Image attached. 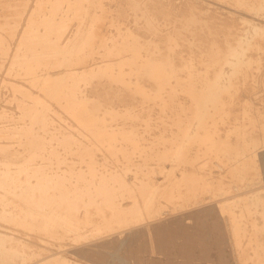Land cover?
<instances>
[{"label": "bare ground", "instance_id": "1", "mask_svg": "<svg viewBox=\"0 0 264 264\" xmlns=\"http://www.w3.org/2000/svg\"><path fill=\"white\" fill-rule=\"evenodd\" d=\"M235 1L264 19V0ZM19 2L12 1L0 11V77L10 92L4 97L5 103L0 99V188L14 192L12 199L21 202L20 210L24 217L19 219L18 212L9 211L5 203L0 218L25 222V228L31 231L33 245L37 248L29 255L30 260L39 258L42 255L39 250H45L59 255L61 264H130L128 253L137 252L139 259L143 254V259L153 264H179L170 260L158 261L163 258L141 253L147 248L145 240L150 236L146 237L145 232L149 225L153 229L156 247L165 243L161 235L156 234L158 229L176 225L174 230L184 229V217L164 221L161 225L147 220L153 214V206L160 197L165 178L177 179L181 175L179 170L184 171L193 162V150H197L196 159L203 156L205 161L209 154L219 158L226 164L224 169L229 170L231 177H236L241 184L264 171L263 112L251 99L242 97V78H238L240 75L249 80L254 78L253 62L264 57V20L256 22L245 17H241L240 23H228L226 18L219 20L215 15L223 14L218 11L210 14L211 8L205 0H196L184 9L177 7L175 0H124L122 13L133 16L136 28L143 30L147 37L136 33L133 27H120L111 42L104 44L101 33L94 28L90 32L85 21L94 12L97 0H81L86 17L77 23L73 34L69 33L66 40L61 41L60 33H65L66 27L57 15L52 17L50 25L47 19L38 24L25 21L22 18L24 7ZM55 11L59 14L58 7ZM17 23H21L19 27ZM166 28L170 31L166 33L163 46L159 37ZM98 40L104 48L102 60L93 67L79 68L86 55L95 50ZM182 45L188 46L192 54H195L194 48H204L205 54L199 57L204 63L199 66L190 63V56L182 55L179 50ZM249 50L255 51L257 57H248ZM225 63L232 68L228 76L224 72L227 68H221ZM73 65L75 70L88 71L93 75L90 80L93 95H77L78 90L70 81L72 73L69 66ZM219 67L221 69L216 70ZM209 69L214 72L208 73ZM185 103L191 108L187 114L182 111ZM132 104L138 105L134 108L141 107L130 110ZM171 105L174 106L173 113L167 117L171 120L154 123L152 110L164 121L162 114L167 113ZM190 112L189 123L197 127L195 134L187 125L186 118ZM169 125L178 127L177 133L180 135L181 130L182 135L176 146L170 148L168 145L170 150L167 145L165 148L160 146L163 144L161 141L168 140L177 131L174 128L171 135H164ZM224 127L228 129L223 130ZM154 129L163 131L156 133L154 137L157 134L158 137H152L153 140L149 136L151 145L146 142L144 145L143 141L147 140L145 133ZM177 137H169V143L170 140L176 143ZM119 142L122 146H118ZM155 144L160 146V152L164 149V159L172 166H163L159 159L162 154L159 158L155 156L160 160V171L154 172L151 183L144 186L137 207L127 210L118 200L119 195H125V180L119 178L115 181L114 178L110 186V181L107 183L100 177L108 173V166L112 163L108 159L124 158V148L130 151H126L130 154L126 159L145 161L149 157L148 150H152L151 155L157 152ZM99 150L104 151L107 157V162L103 156L100 157L104 164L98 162L101 159L93 160L99 155ZM81 151L92 161H84V156L83 161H78V157L73 156ZM68 154H73L70 156L77 161L55 159L56 162L43 160L38 165L34 163L37 158L69 159ZM79 154L83 155L82 152ZM79 159L82 160L81 157ZM211 159L204 165L200 164L198 170L209 164H221ZM63 163L68 164L64 166ZM79 169L85 170L79 172ZM85 171L92 172L94 176H83ZM135 172L137 177L138 170ZM200 178L202 192L206 194L213 191L214 182L219 185L220 194L216 195L219 199L215 200L218 206L199 212L188 229L190 224L197 231L207 225L222 229L221 219L225 212L231 211L235 213L230 215L234 238L239 239L249 225L234 209L240 205L239 194L231 197L227 194L241 189L240 184L225 190L224 181L227 179L222 176L213 180L205 174H192V189L198 193ZM162 179L165 180L162 182ZM252 185L247 183L245 186ZM253 196L251 203L263 208L258 212L261 221L251 227L261 232L259 249L264 253V199L259 192ZM101 209L107 211L110 218L104 227V231L110 229V235L93 239L101 227L92 225V215ZM39 227L46 230V235L39 231ZM200 234L196 235L200 253L206 254L208 240ZM87 239L89 241H84ZM8 240V234L0 230V264H12L24 258ZM67 242L74 246L65 247ZM183 264L188 263L184 261Z\"/></svg>", "mask_w": 264, "mask_h": 264}, {"label": "rangeland", "instance_id": "2", "mask_svg": "<svg viewBox=\"0 0 264 264\" xmlns=\"http://www.w3.org/2000/svg\"><path fill=\"white\" fill-rule=\"evenodd\" d=\"M12 1L16 3L17 1H20L19 2L20 5L24 7L23 12H22V18L23 19L25 18L26 19L25 21L30 20L32 23L38 24L41 22V20L47 19V24L50 25L53 23L52 17L54 15H57L58 19L61 20L66 27L65 33H60L61 41L66 40V37L69 33L73 34V32H75L74 30L77 28V25H78L77 23L78 22L81 23L84 19V16L86 17L85 13H83L84 12L83 9L81 8L82 7L81 0H0V11L4 6H9ZM195 1L196 0H189L185 2L184 0H175V4L177 5V7H182V9H184V8H187L190 4L195 3ZM205 2L209 3V7L211 8L210 14H213L214 11H218L219 13H222L223 15L221 16L220 14H216L215 16L219 20H221L222 18H226L225 21L228 23H230L231 21H236L237 23H240L241 17L249 18L256 22L257 21L261 22L264 20L262 15L252 14L251 12L247 11L242 6L237 4L235 0H205ZM123 3H124V0H97V5L94 8V12L88 17L89 20L87 19L88 20L87 21L85 19L86 27L90 30V32L94 28L98 30L99 33H101L100 34L102 37L101 41H103L104 44L111 42L114 35L118 33V30L120 29V27L122 28H125L127 26L133 27V30L136 31V33H140L143 37H147V35L143 32V30L138 31V29L135 26V21H134L133 16H131L130 14L122 13V10L124 9V7L122 6ZM57 7L59 10V14H57V12L55 11ZM20 24L21 23H17V27H19ZM22 25L24 26V23H22ZM242 26H241V29H242ZM169 31L170 29L166 28L163 32V35L159 37V38H162L160 43L163 46L165 45L166 33H168ZM95 45H96L95 50L92 53L90 52V54L86 55V58L84 59V63H82L83 65L79 66V68H82L84 66L87 68L93 67L95 64H97L99 61L102 60V57H103L102 52L104 48H102L100 44V40H98V42H96ZM188 49L189 47L186 45L179 46V50L183 52L182 55L185 54V56H190L191 58L190 63H192L195 66H199L202 63H204L203 60L200 61L201 59L199 58V57H203V55L205 54L204 48H194L195 54H192L191 52L189 53ZM260 50H262V48ZM247 55L248 57L249 56L250 57L252 56L254 58L257 57L256 52L252 50L247 51ZM260 58H261V61L253 62V64L255 65V69L252 70V72H255L254 78L251 77L249 80V79H245L241 75L238 78H242V81L240 79V86L242 87L240 91H241L242 97H244L245 99H251L255 104L259 105V106L256 105V107L259 109L260 108L262 109V110L260 109V112H263L262 114L264 116V57H260ZM194 59H196L197 61H195ZM195 63H199V64H195ZM69 68L72 73V75L70 76V81L73 83L75 88L78 90L77 95L79 94L93 95V92L91 90L92 87L90 84V80H92L93 75L89 74L88 71L82 72V70H79V71L75 70L74 65L69 66ZM221 68H223V70L227 68L224 71L227 76L231 73L232 68L229 64L225 63L223 64V67L221 66ZM221 68L219 67L216 70H220ZM15 71H16V68H15ZM208 71H209L208 73L214 72V71H211V69H209ZM1 76L3 77V75ZM212 77L213 76H211L210 78ZM6 84L7 83L0 77V97H1L0 99L3 102L6 98L5 96H9L10 94L9 90L6 87ZM2 97L3 98L5 97V98L3 99ZM1 100H0V103H2ZM127 103H130V101H128ZM136 106L138 105L132 104L131 105L132 108L130 110H134V109L141 107L139 106L137 108H134ZM173 107L174 106L171 105V107L168 108L167 113L162 114L164 117V121H162L158 117V114H156V112L152 110V113H154L153 115L155 117L153 122L154 123L155 122L166 123L170 121L171 118L168 119L167 117H168V114L173 113L172 112ZM190 109L191 108L189 104L185 103V109H182V111L184 114H187L188 113L187 111H189ZM190 115H191V112L189 116H187L186 118L188 123L190 122ZM135 119H137V117H135ZM185 124L187 123L185 122ZM189 124H187L189 131L195 134V132L197 131V127L192 123H189ZM139 128L141 127L139 126ZM174 128L177 131H175ZM176 128L178 127H173L172 125H169V127L167 128L168 129L167 132L164 133V135L169 136L171 135L172 131H175L174 132L175 134L173 133L169 137L178 136L177 139L175 138L176 143L173 140H170V143H169L168 140L171 138L168 137L167 138L168 140L161 141V143H163L160 145L161 148H163L164 146L166 147V145H167V149H169V146L170 148H172V146L177 145L178 143L177 141L181 140L182 138L181 130H180V135H181L180 136L178 134L179 130ZM226 129L228 128L226 127L223 128V130H226ZM257 129L260 130V128L258 127ZM157 131H158L157 129H154L148 133L147 132L145 133V136H147V140L143 141L144 145L146 144L151 145L152 137H154L156 133L162 132L163 129H161L158 132ZM232 135L234 138L236 137L233 133ZM149 136L151 137V139L148 138ZM156 137H158V134L154 138ZM259 138H262V137H259ZM167 141H168V144L166 143ZM235 141L236 139L234 140V142ZM156 143H158V145L160 144V142H156ZM119 145L122 146V143L120 144L119 142L118 146ZM155 145H156L155 147L158 149L156 150L157 152H153V154L151 155L150 152L152 150H148L147 155L149 157L145 161H139L138 159H132V160L126 159L125 157H127V155L128 156L130 155L128 154V152L130 151L126 150L128 151L126 152L124 148L123 149L124 151L122 152H125L126 154L122 153V155L126 159L125 160L123 158L125 161L123 159L118 160L117 158L115 159L113 158L116 161L115 162L114 160H112V158L108 159L109 161H112V163H110L108 166L109 168L107 169L108 173L106 172L107 170L105 171L102 169L107 174L104 177H100L101 178L100 180L105 179L107 183L110 181L108 183L110 184V186H112V183L114 182V178H116L115 181L120 180L119 178L125 180V186H124V189L126 191V192L124 191L125 195L124 196L119 195L118 200L123 205L124 208H127V210H130V211L134 210V208L137 207L138 203H140V199H141L140 195L143 192L144 186L149 185L151 183L150 180L153 179L154 172L158 173V171H160V167L158 170V166H160L159 165L160 160L162 161L161 163H163V166L164 165L172 166V164L169 161L165 160L166 158L164 159L165 157L164 149L162 150V152H160L159 151L160 146H157V144ZM135 148L133 147V149ZM137 150H140V149H137ZM81 152L83 153V155L79 154ZM81 152L78 153L79 155L78 154H75V155L68 154V155L69 156L73 155L76 158L78 157L77 158L78 161H83L84 157H85L84 161H92V159H90L88 156L87 157L85 156V153L83 151ZM98 152L100 156L99 155L96 156L97 159L95 158L93 160L98 161L103 156L104 161L107 162L108 160H105L107 157H105L104 151L99 150ZM107 152L110 154L112 153V152H109L108 150ZM196 152L197 150L196 151L193 150V153L191 154L193 162H191V164L184 171L179 170V173H181V175H179L177 179L165 178L166 180L165 179L161 180L162 182L165 180L161 188L162 192L160 194V197H158V199L156 200L153 206V210H154L153 214L151 216H148V219H147L152 224L161 225L162 223H164V221L167 222L169 220L171 221V220H176L180 217H184L185 218L183 221L184 229L181 231L179 229L174 230L175 228H177L178 225H176L175 227L166 226L162 229H158L156 231V234L161 235V238H163L165 243L163 245H159L156 247V243L153 238L154 237L153 229L151 228V225H149L147 231L145 232L146 237L150 236L149 238H146L145 240L146 243L148 242L146 244L147 248L145 249V251L143 250L142 252L141 251L139 252L147 253L153 256L163 258V260L157 259L158 261L170 260L171 262H176L179 264H183L184 261H187L188 264H264V253H262V251L259 249V239L262 238V235L260 234L261 232L258 233L252 230V227H251L252 224L254 223L256 224V222L258 223L261 221V218L259 217L258 212H261L263 207L261 205L256 206V204H252L251 201L254 197L253 195L256 192L261 193L264 199V173H263L264 171H261L262 173L261 172L256 173L254 177L248 178L245 182L241 184V182L238 183L236 181V177H234L233 175L231 177V175L229 174V170L224 169L226 167V164L223 163V161H221L219 158H217L216 156H212L211 154H209L208 156L209 158L207 157L205 161L207 162L212 157L213 158L211 159L212 161H215V162L218 161V162H221V164L220 163H215L212 165L209 164L207 166H203L205 168L200 169L199 171L198 166L200 164L204 165L206 162L204 161L203 156H200L201 158L199 157L198 159H196L195 158ZM160 154H162L163 158ZM155 156L156 157L159 156L160 158L159 157L158 158L160 160L158 158H155ZM80 157L82 158V160L79 159ZM38 159H40L41 161L40 160L38 161ZM55 159L56 160L59 159L61 161L65 160L64 162H67V160L68 162H71L72 160L73 161L76 160L72 156H70L69 159L68 158L67 159L66 158H54V159L51 158L50 160L49 158H47L46 160V158H43V159L37 158L34 160V163L36 165V162H37V165H38V162H42L43 160H45L43 162H48V161L56 162ZM104 161L102 162V159H101V161H98V162L99 163L101 162L104 164ZM194 163L195 165H192ZM66 164L68 163H65V165L63 163L62 165L66 166ZM83 170L79 169L78 171L80 172ZM135 170H138L137 177L135 176V173H136ZM98 171L100 173L102 172L101 170H98ZM86 172L87 171L83 173V176L84 174L85 176H87V174L90 176H94L93 173L95 174L94 171H92L93 173L92 172L90 173V171L87 173ZM200 173L205 174L208 177H213L212 178L213 180H217V177H220V176L227 179L224 181V185L227 188L222 187V188H226L225 190H230L233 188V185L240 184L239 186H241V189L230 191L227 194L229 197L239 194V198L241 199V202L239 203L240 205L234 206V209L247 221V224L249 225V228L247 229V231L242 233L239 239L234 238V227L233 225L231 226L230 217L235 213L231 211L224 213L225 215L221 219L222 229H214L211 226L207 225L205 227L201 226L200 230L197 231L195 227L191 226V224H190V228L188 229L189 223H191V220L195 218L199 214V212L203 211L204 209L214 208V206H218L215 200L219 199L218 198L219 196H216V195L220 194L219 192L221 189L219 190V188H217L219 186L217 182L216 184L215 182L213 183L214 184L213 191L211 192L208 191L207 192L208 194H206V192H202L203 183H202L201 178H200V182L198 185L199 193L195 192V189H192L190 175L192 174L196 175ZM218 173H221V175ZM184 174L189 175V178L187 175H184ZM23 180L25 181V179ZM228 180H230L231 182ZM247 183L251 185L253 184V185L247 188L245 186ZM12 193L14 192L10 191L9 189L0 188V215L2 212L1 210H4L5 203H6L9 207V211H17L18 212L17 217L19 219L23 218L24 215L21 213V210H20L21 202L14 198L12 199ZM213 195H215L216 197H214ZM249 207L251 209H247ZM9 213H12V212H9ZM204 214L205 212L202 213V215ZM92 217H93L92 225L95 227H99V226L101 227L100 232L93 239H101L107 235H110L109 233L110 229H107L106 231H104L105 225L110 220L107 211L101 209L96 215H92ZM39 228H40L39 231L42 230L43 233L46 232V230H44L43 228L42 229L41 227ZM158 228H160V226ZM0 230L8 234L9 236L8 242H12V247H17L24 255L23 259L19 261H14L12 264H61V262L59 261V255L55 254L54 252H50V251L45 252V250L43 251L44 253L41 250H39L40 253H42V255L39 256V258H36L38 259V261H35L36 259L30 260L29 255L31 254L32 251L37 250V248L33 245V242H32L33 239L30 234L31 231H28L25 228L24 221L22 220L17 221L14 219H10L9 217L5 219L0 218ZM199 234L204 236L208 240V244L206 245L208 252L206 254L200 253V247L198 246L199 239L196 238V235H199ZM43 235H46V233ZM51 239L54 241L57 240V238H54V237H51ZM186 240H187V244L184 245V242ZM84 241H89V239L84 240ZM73 246L74 244L67 242V245L65 247H73ZM157 250L159 252H157ZM128 256H129L130 264H153L151 261L143 259V254L139 256L140 257L139 259L137 252L128 253ZM32 260H34L35 262H33Z\"/></svg>", "mask_w": 264, "mask_h": 264}]
</instances>
